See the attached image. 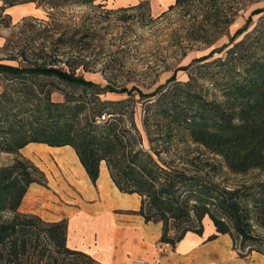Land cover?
<instances>
[{
  "label": "trees",
  "instance_id": "16d2710c",
  "mask_svg": "<svg viewBox=\"0 0 264 264\" xmlns=\"http://www.w3.org/2000/svg\"><path fill=\"white\" fill-rule=\"evenodd\" d=\"M35 1L3 0V3L12 6ZM250 3L252 0H175L166 11L188 12L191 27H197L192 34L199 37L207 34L208 29L218 28L207 42L213 44ZM145 4L140 2L121 9ZM261 12L264 8L251 11L244 26L229 38L231 47L225 51L224 59L213 61L218 63L216 72L220 76L215 81L220 92L217 97L202 96L191 89L190 82L179 85L175 97L169 100L165 98L168 92L162 91L164 85L148 93L135 89L145 103L142 126L150 144L148 150L143 148L129 104L100 98L105 92L129 95L133 89L101 86L74 70L46 65L27 68L0 65L7 73L54 76L67 86L82 89L78 96L62 91L63 100L55 103L49 99V93L40 99L32 86L24 84L17 93L29 100L8 101L0 106V155L11 157L10 161L0 162V264H59L55 254L85 257L89 264H97L89 255L66 246L65 219L47 222L18 210L28 187L46 182L44 173L21 154L32 143L71 147L92 183L98 179L103 161L120 192L140 197L137 214L145 222L161 224V243L173 247L187 232L201 235L202 221L208 218L216 233L207 240L227 234L238 257L247 258L252 252L264 255V249L247 244L256 237L254 226L264 230V180L243 198L239 195L240 188L210 189L183 171L172 174L171 167L164 165L168 162L161 157L163 149L152 143L189 140L219 156L233 174L257 171L264 177V22L253 39L246 36L234 43L251 17ZM174 80V76L168 79ZM158 114L157 122L166 127L167 133L151 139L149 122ZM191 198L193 202L189 205ZM171 220L186 224L175 239L168 235ZM192 222L196 227H190ZM42 248H47L48 256ZM68 264L85 263L76 259Z\"/></svg>",
  "mask_w": 264,
  "mask_h": 264
},
{
  "label": "rangeland",
  "instance_id": "374dc122",
  "mask_svg": "<svg viewBox=\"0 0 264 264\" xmlns=\"http://www.w3.org/2000/svg\"><path fill=\"white\" fill-rule=\"evenodd\" d=\"M32 3L39 8L40 13L36 16L16 23L0 17V35L4 38L0 65L21 68L46 65L66 71L74 70L75 74L83 75L86 80L101 86L109 84L115 89H133L129 95L126 92H105L100 98L123 100L129 104L142 136L143 148L147 150L150 144L142 126L145 103L135 89L148 93L164 85L162 91L168 92L165 98L169 100L175 97L179 85L190 82L191 89L202 96L217 97L220 92L215 81H219L220 76L216 72L218 63L213 61L224 59L225 51L231 47L229 38L244 26L251 11L264 8V0H252L238 12L224 36L213 44H207L218 28L208 29L203 39L199 34H192L197 27H191L192 17L186 11L165 10L154 15L148 4L135 9H121L113 6L109 0H36ZM263 22L264 12L253 15L246 29L235 37L234 43L246 36L253 39ZM203 57V60H198ZM185 66L187 68L182 69ZM172 76L175 80L168 81ZM24 84L32 86L40 99L49 93V99L55 103L63 100L62 91L75 96L82 93L81 88L67 86L54 76L15 75L0 69V106L8 101L29 100V97L17 93ZM15 109L13 112H16ZM158 116L149 122L151 139L157 134L167 133L166 127L157 122ZM152 143L158 149H163L161 157L168 162L164 165L171 167L172 174L183 171L187 177L210 189L240 188L239 195L243 198L264 180L257 171L244 175L229 172L219 156L189 140L176 139L163 145L160 140L159 143ZM21 154L30 158L44 172L49 192L54 189L57 180L62 182L57 172L59 164L51 152L33 143L21 150ZM10 159L9 156L0 155V162ZM192 202L191 198L189 205ZM170 222L168 235L175 239L186 224ZM189 225L196 227L194 222ZM253 228L256 237L247 243L248 246L264 249V230L256 226ZM248 246L245 245L244 250ZM42 251L45 256L49 255L47 248H42ZM251 254L244 260L249 261ZM54 257L59 264L72 263L76 259L89 264L85 257L65 254H55Z\"/></svg>",
  "mask_w": 264,
  "mask_h": 264
},
{
  "label": "crops",
  "instance_id": "0c3cea01",
  "mask_svg": "<svg viewBox=\"0 0 264 264\" xmlns=\"http://www.w3.org/2000/svg\"><path fill=\"white\" fill-rule=\"evenodd\" d=\"M109 1L117 8L144 2L154 15L167 10L175 2V0ZM38 13L39 8L32 2L7 6L0 0V17L12 23L36 16ZM3 43L4 38L0 35V49ZM37 145L54 155L56 163L59 164L57 172L61 175L62 182L57 180L50 192L46 187L48 183L46 178L44 185L32 183L18 210L22 213L35 214L47 222L65 219L66 246L89 255L97 264H128L129 261L136 259L157 264H264V255L261 253L252 252L249 261L238 257L227 234H219L213 240H207L216 233L214 225L208 218L202 221L201 235L187 232L173 247L161 243V224L145 222L143 217L137 214L140 197L137 194L120 192L111 181L103 161L99 165L98 179L92 183L71 147Z\"/></svg>",
  "mask_w": 264,
  "mask_h": 264
},
{
  "label": "built area",
  "instance_id": "2783aa9c",
  "mask_svg": "<svg viewBox=\"0 0 264 264\" xmlns=\"http://www.w3.org/2000/svg\"><path fill=\"white\" fill-rule=\"evenodd\" d=\"M128 264H157V262L136 259V260L129 261Z\"/></svg>",
  "mask_w": 264,
  "mask_h": 264
}]
</instances>
